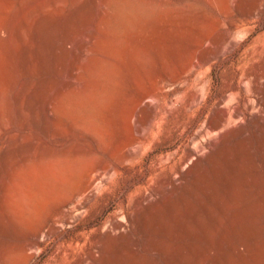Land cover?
<instances>
[{
  "label": "rangeland",
  "instance_id": "rangeland-1",
  "mask_svg": "<svg viewBox=\"0 0 264 264\" xmlns=\"http://www.w3.org/2000/svg\"><path fill=\"white\" fill-rule=\"evenodd\" d=\"M176 256L264 264V0H0V264Z\"/></svg>",
  "mask_w": 264,
  "mask_h": 264
},
{
  "label": "bare ground",
  "instance_id": "bare-ground-1",
  "mask_svg": "<svg viewBox=\"0 0 264 264\" xmlns=\"http://www.w3.org/2000/svg\"><path fill=\"white\" fill-rule=\"evenodd\" d=\"M259 10V9H258ZM261 77V76H260ZM263 77V76H262ZM252 79V78H251ZM245 83H247L246 81H245ZM245 85V84H244ZM246 87V89L247 90H249V91H251V89L249 88V86L248 85H246V86H244V88ZM243 88V89H244ZM249 91L247 92V93H249ZM261 93V92H260ZM231 96H233V95H231ZM229 97V96H228ZM232 98V97H231ZM229 99H230V97H229ZM246 99V98H245ZM233 100V99H232ZM260 100V99H259ZM224 101V100H223ZM226 101V100H225ZM224 101V102H225ZM228 101H230V100H228ZM234 101H236V100H234ZM247 102H248V100H247ZM262 102V101H261ZM223 103V102H222ZM226 103H228V102H226ZM247 104V103H246ZM248 104H249V102H248ZM224 105V104H223ZM256 105V104H255ZM222 106V105H221ZM220 106V107H221ZM226 107H229V106H226ZM237 107V106H236ZM248 107V106H247ZM250 107V106H249ZM223 108V107H222ZM224 108H225V106H224ZM255 109V108H254ZM259 109V108H258ZM252 110V109H251ZM262 110V109H261ZM253 111V110H252ZM256 113V112H255ZM241 114V111H240V109L239 110H235L233 113H230L228 110H226V108L224 109V110H221L220 112H219V114H218V116H217V119H216V121H214L215 123H214V128L217 130V129H222V131H224L223 129H227L228 127H230L232 124H236V122L235 121H237V120H235V118H237L239 115ZM253 114V113H252ZM257 115H259V114H257ZM239 121V120H238ZM242 121V120H241ZM244 122V121H243ZM234 124V125H235ZM234 125H232L231 127H233ZM213 126V125H212ZM234 128V127H233ZM229 129V128H228ZM209 131V130H208ZM208 131H206V132H208ZM225 132V131H224ZM216 133V132H215ZM226 133V132H225ZM207 134H209V133H207ZM216 135H217V133H216ZM208 136V135H207ZM219 136V135H218ZM213 137V136H212ZM220 137V136H219ZM211 139V138H210ZM209 139V140H210ZM213 139V138H212ZM216 139V138H215ZM220 140V139H219ZM211 141H214V139L213 140H211ZM224 143V142H223ZM217 144V143H216ZM203 149H205L204 147H203ZM132 150H134L133 148H132ZM202 150V149H201ZM206 150V149H205ZM202 151H204V150H202ZM208 151V150H207ZM225 151V150H224ZM223 151V152H224ZM134 153H135V151H133ZM231 152V151H230ZM238 152V151H237ZM240 152V151H239ZM208 153V152H207ZM226 153L227 152H225V155H226ZM232 153V152H231ZM204 155V154H203ZM206 155V154H205ZM227 155H229V154H227ZM127 156H128V154H127ZM131 156H132V154H131ZM131 156H130V158H131ZM134 157V156H133ZM225 158V157H224ZM227 158V157H226ZM225 158V159H226ZM229 158H232V157H229ZM222 159V158H221ZM131 160V159H130ZM217 160V159H216ZM220 160V159H219ZM212 161H213V159H212ZM223 161V160H222ZM229 161V160H228ZM225 162V161H224ZM241 162V161H240ZM215 163H217L218 164V162H215ZM220 163V165H223V164H221V162H219ZM225 163H227V161L225 162ZM231 163V162H230ZM237 163H239V162H237ZM228 164H229V162H228ZM228 164H227V166H228ZM216 165V164H215ZM231 165V164H230ZM220 167V166H219ZM200 168V167H199ZM223 168V167H222ZM213 169H214V167H213ZM227 168H225V170H226ZM215 170L217 171L218 170V168L216 169L215 168ZM219 171V170H218ZM235 171V170H234ZM196 172H198V171H196ZM219 173V172H218ZM240 173H241V170H240ZM220 174V173H219ZM220 175H222V174H220ZM204 182V181H203ZM204 186V185H203ZM205 186H206V184H205ZM208 187V186H207ZM171 188V187H170ZM210 188V187H209ZM211 188H213V187H211ZM210 188V189H211ZM206 189V188H205ZM208 188H207V192H208ZM212 190H214V189H212ZM213 192V191H212ZM214 193V192H213ZM212 194V193H211ZM215 194V193H214ZM163 195V194H162ZM170 195H172V194H170ZM169 195V196H170ZM168 196V197H169ZM232 196H233V194H232ZM259 197H260V195H259ZM159 198V197H158ZM172 198V197H171ZM170 197L169 198H167V199H171ZM174 198H177V197H175L174 196ZM182 198V197H181ZM180 198V199H181ZM212 198H213V196H212ZM214 199V198H213ZM164 200V199H163ZM171 200H174L173 198L171 199ZM176 200V199H175ZM170 201V200H169ZM164 202V201H163ZM165 202H166V200H165ZM164 202V203H165ZM147 203H148V201H147ZM161 203V202H160ZM167 203V202H166ZM169 203V202H168ZM170 203H171V201H170ZM169 203V204H170ZM178 203V202H177ZM176 203V204H177ZM221 203V202H220ZM263 203V202H262ZM155 204V203H154ZM149 205V204H148ZM151 205V204H150ZM156 205V204H155ZM165 206V205H164ZM179 206V205H178ZM152 207V206H151ZM157 207L158 206H156V209H157ZM166 207H168V206H165V208ZM181 207V206H180ZM148 209H149V206H148ZM169 209V208H168ZM171 209V208H170ZM175 210V209H174ZM177 210H179V208L177 209ZM167 211V210H166ZM173 211V210H172ZM176 211V210H175ZM228 211V210H227ZM150 212V211H149ZM154 212H155V210H154ZM177 212H179V211H177ZM152 213V212H151ZM150 213V214H151ZM215 215V214H214ZM151 216V215H150ZM193 216V215H192ZM191 216V217H192ZM146 217V216H145ZM147 217H149L148 215H147ZM178 218V217H177ZM161 219H162V216H161V211H159V210H157L156 212H155V215L153 214V216H152V218L150 217V219H148V221H147V223L149 224V226L150 225H153V223L154 222H156V221H158V223H159V225H160V221H161ZM192 219V218H191ZM218 219V218H217ZM146 220V219H145ZM185 220V219H184ZM181 221H183V219L181 220ZM146 222V221H145ZM164 222H165V220H164ZM147 223H146V226H147ZM157 223V222H156ZM182 223V222H181ZM162 225H163V223H162ZM184 225H185V223H184ZM151 227V226H150ZM152 228H154V227H152ZM157 228V227H156ZM155 228V229H156ZM162 228V227H161ZM233 228H234V226H233ZM159 229V228H158ZM163 229V228H162ZM161 229V230H162ZM237 229V228H236ZM150 230V229H149ZM157 230V229H156ZM242 230V229H241ZM243 230L244 231H246V232H248L249 231V229L248 228H243ZM160 231V230H159ZM228 232V231H227ZM153 233H155V232H153ZM156 233H158V232H156ZM155 233V234H156ZM160 233V232H159ZM162 233V232H161ZM197 233V232H196ZM208 235V234H207ZM229 235V234H228ZM150 237V236H149ZM161 237H162V235H161ZM237 238V237H236ZM148 239V238H147ZM156 239H157V237H156ZM154 240V239H153ZM158 240V239H157ZM254 240V239H253ZM150 241V240H149ZM164 241V240H163ZM256 241V240H255ZM254 241V242H255ZM157 242V241H156ZM229 242V241H228ZM151 243H153V242H151ZM158 243H159V241H158ZM163 243V242H162ZM223 243V242H222ZM250 243V242H249ZM149 244V243H148ZM164 244H166V243H164ZM163 244V245H164ZM168 244H170V243H168ZM238 244V243H237ZM144 245V244H143ZM152 245V244H151ZM150 245V246H151ZM155 245V244H154ZM159 245V244H158ZM229 245V244H228ZM231 245V244H230ZM253 245V244H252ZM168 246V245H167ZM170 246V245H169ZM172 246V245H171ZM234 246H235V244H234ZM237 246V245H236ZM132 247H134V246H132ZM146 247H148V246H146ZM155 247V246H154ZM153 247V248H154ZM158 247H161L160 245L158 246ZM158 247H155L154 248V251L155 252H157V251H159V249H158ZM238 247V246H237ZM249 247V246H248ZM247 247V248H248ZM163 248V247H162ZM162 248H160V249H162ZM164 248H167V250L166 251H170V249L168 250V247H164ZM163 248V249H164ZM217 248V247H216ZM107 249V248H106ZM148 249V248H147ZM152 249V248H151ZM158 249V250H157ZM235 249H236V247H235ZM249 249V248H248ZM197 250V249H196ZM219 250V249H218ZM222 250V249H221ZM227 250V249H226ZM120 251V250H119ZM149 251V250H148ZM151 251H153V249L151 250ZM163 251V250H162ZM174 251V250H173ZM182 251H183V249H182ZM193 251V250H192ZM117 252V251H116ZM123 252V251H122ZM223 252V251H222ZM234 252V251H233ZM238 252V251H237ZM121 253V252H120ZM162 253H164V252H162ZM168 253V252H167ZM166 253V255H168ZM176 253V252H175ZM219 253H221V251L219 252ZM224 253H225V251H224ZM235 253H236V251H235ZM243 253H245V252H243ZM243 253H241V254H243ZM247 253V252H246ZM245 253V254H246ZM153 254V253H152ZM170 254V253H169ZM210 254V253H209ZM228 253H226V255H227ZM155 255V254H154ZM157 255V254H156ZM159 255V254H158ZM165 255V254H164ZM205 255V254H204ZM218 255H221V254H218ZM229 255V254H228ZM160 256V255H159ZM213 256V255H212ZM211 256V257H212ZM223 256V255H222ZM238 256V255H237ZM124 257H125V255H124ZM158 257V256H157ZM156 257V258H157ZM177 257V256H176ZM217 257V256H216ZM235 257H236V255H235ZM202 258H203V256H202ZM213 258V257H212ZM219 258H221V257H219ZM153 259V258H152ZM170 259H173V258H170ZM86 260V259H85ZM177 262H176V261ZM175 260H174V262L176 263V264H183V262L184 261H182L181 259H179L178 257L177 258H175ZM227 260V259H226ZM153 261H155V260H153ZM172 261V260H171ZM230 261V260H229ZM88 262V261H87ZM123 262V261H122ZM121 262V260L119 261V263H122ZM151 262V261H150ZM173 262V261H172ZM173 262V263H174ZM196 262V261H195ZM226 262V261H225ZM235 262V261H234ZM153 263V262H152ZM152 263H150V264H152ZM171 263V262H170ZM207 263V262H206ZM251 263V262H250ZM87 264V263H86ZM169 264V263H168ZM196 264V263H195ZM215 264H216V262H215ZM219 264V263H218ZM239 264H240V262H239Z\"/></svg>",
  "mask_w": 264,
  "mask_h": 264
}]
</instances>
